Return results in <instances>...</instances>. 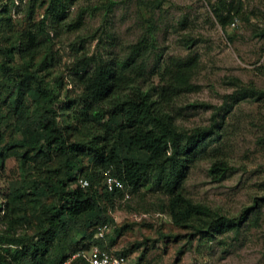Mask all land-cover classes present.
Wrapping results in <instances>:
<instances>
[{
  "label": "trees",
  "instance_id": "trees-1",
  "mask_svg": "<svg viewBox=\"0 0 264 264\" xmlns=\"http://www.w3.org/2000/svg\"><path fill=\"white\" fill-rule=\"evenodd\" d=\"M1 2L0 27L7 37L0 40V142L2 130L8 127L6 121L11 122L12 134H20V138L0 144V169L12 156L18 157L24 172L28 163L45 166L53 157L58 164L44 175L8 183L5 210L0 207L4 225L0 229V264H89L81 255L72 257L93 245L110 250L111 242L95 238L96 228L107 220L113 224L106 210L144 187L165 198L159 211L168 214L176 228L191 230L190 240L238 234L256 204L227 217L186 196L184 184L201 156L210 157L208 172L213 181L225 177L227 160L212 151L210 144L220 140L234 106L241 100H264L263 89L234 77L227 79L233 92L225 96L222 105H187L213 107L209 125L184 129L178 125L176 104L199 90L194 83L197 56L164 57L158 52L151 25L146 35L121 53L111 50L89 55L84 47H75L69 76L51 79L52 41L46 24L50 20L57 28L63 25L69 31L80 30V15L73 23L68 21V11L78 0H48L33 31L24 30L15 37L14 5ZM37 3L43 4L29 0V19ZM153 3L159 9L163 1ZM100 5L107 14L115 2L106 0ZM242 5L241 0H221L213 7L215 21L223 31L242 15ZM19 12L20 7H15L14 13ZM103 32L106 39L114 40L110 32ZM95 37L101 41L95 34L89 38ZM256 37L264 38V30ZM78 42L83 46V38ZM193 42L185 40V47L189 49ZM16 53L21 59L18 63ZM64 79L76 89V96L61 100ZM68 111L71 115L65 120L63 114ZM84 156L90 166L88 173L81 166ZM105 171L121 181L122 190L104 189ZM79 178L87 181L85 188L76 184Z\"/></svg>",
  "mask_w": 264,
  "mask_h": 264
},
{
  "label": "rangeland",
  "instance_id": "rangeland-1",
  "mask_svg": "<svg viewBox=\"0 0 264 264\" xmlns=\"http://www.w3.org/2000/svg\"><path fill=\"white\" fill-rule=\"evenodd\" d=\"M39 1L43 4H36L38 6L29 19L26 15L29 0H2L1 5L7 2L14 5L11 10L13 37L24 30L33 31L39 23L48 0ZM104 1L78 0L69 9V23H73L78 15L83 21L78 31H69L63 25L57 28L48 20L45 29L52 41L51 79L69 76L75 47H84L89 55L111 50L121 53L140 36L146 35L152 25L158 52L164 57L190 54L199 60L194 79L199 90L176 104L180 127L192 129L209 125L213 107L190 108L187 105L201 102L222 105L225 96L233 92L226 84L229 78L264 90V38L256 37L264 30V0H241L242 15L233 19L234 26L230 24L225 31L217 24L212 12L221 0H162L159 9L154 0H111L115 5L107 14L100 5ZM222 1L229 3L231 0ZM17 6L20 7L19 14L14 13ZM103 31L114 35V40L106 39L107 34ZM92 34L99 36L101 41L96 37L90 39ZM5 37L1 26V42ZM82 38L83 46L78 42ZM190 38L194 42L187 49L184 42ZM104 41L111 44H103ZM15 56V62H20L19 54ZM60 93L61 100L65 96L73 98L76 89L64 79ZM70 115L71 111L65 112L63 118L69 120ZM6 122L8 127L2 130L1 145L20 138V134H12L11 122ZM226 122L220 140L210 145L212 151L227 160L228 172L221 181H213L208 172L210 157L201 156L189 170L184 194L227 217H234L244 207L256 204L238 234L215 239L197 236L190 240L191 230L176 228L169 215L159 211V204L165 198L144 187L130 199L116 201L114 209L106 210L114 222L107 220L105 238L107 243L111 242L112 252L124 254L128 264H264V201H260L264 197V100H241ZM82 160L81 166L88 173L90 166L86 157ZM57 164L55 157L45 166L28 163L24 172L19 168L18 157L8 158L0 169V207L5 208L10 181L44 175L48 168L53 169ZM2 228L4 225L0 221Z\"/></svg>",
  "mask_w": 264,
  "mask_h": 264
},
{
  "label": "built area",
  "instance_id": "built-area-1",
  "mask_svg": "<svg viewBox=\"0 0 264 264\" xmlns=\"http://www.w3.org/2000/svg\"><path fill=\"white\" fill-rule=\"evenodd\" d=\"M232 26H234L233 23ZM76 184L81 188H85L88 183L86 180L79 178L76 181ZM103 187L107 191L112 192L115 190H122L123 184L118 178L112 176L109 171H105ZM124 198L129 199V195L126 194ZM107 232L108 225H100L96 228L95 238L105 239ZM80 255L84 257L89 264H128L126 258L122 254H116L111 250L102 249L97 245L91 246V248L86 253L82 252L80 254L74 255L72 258L78 257ZM64 264H68V262H65Z\"/></svg>",
  "mask_w": 264,
  "mask_h": 264
}]
</instances>
